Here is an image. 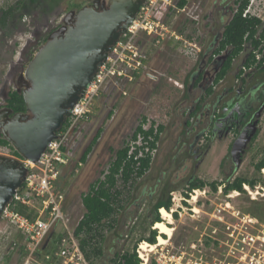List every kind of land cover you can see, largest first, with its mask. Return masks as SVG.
Returning <instances> with one entry per match:
<instances>
[{
  "label": "rangeland",
  "instance_id": "rangeland-1",
  "mask_svg": "<svg viewBox=\"0 0 264 264\" xmlns=\"http://www.w3.org/2000/svg\"><path fill=\"white\" fill-rule=\"evenodd\" d=\"M16 1L18 0H0V11L7 9ZM97 1L108 4L110 0H61L59 8L48 18L38 12H33L30 16L22 19L20 23L14 22V27L8 31L10 34H5L8 32L0 30V111L4 107L3 99L9 91L25 90L22 78L29 63L28 57H32L38 51L51 33L57 32L61 25H66L65 19L71 12H74L75 15L83 7ZM200 1L203 5L204 0ZM249 4L253 7L252 12L264 22V0H250ZM170 19L168 14L163 17V21L172 24L174 19ZM179 21L177 28L180 27L184 32L189 27L188 21L184 16H181ZM153 44L152 39L141 36L139 45L145 54L149 70L157 75V81L151 82L143 79L139 83L131 85L112 82L102 89L90 110V122L78 127L80 130L84 125L86 128L87 125V130L81 147L77 152L75 151V155L79 157L83 153L100 129L99 139L93 145L86 162L82 163L80 169L74 171L72 165L65 168L56 184L66 197L70 225L75 226L84 212L81 205L82 195L88 192L91 184L102 178V173L107 169L114 153L121 149L127 141H130L129 139L141 119L144 117L156 127L158 125L163 127L164 130L157 143V148L151 153L150 169L145 176L135 180L130 187V193L136 202L134 206L119 213L115 231L106 233L103 256L97 260L96 264H112L110 258L118 249L122 242L121 238L126 232V229H123V223L128 217L133 218L136 215L138 204H144L145 207L141 210V215H138L136 222L138 235L136 237H147L146 229L151 222L152 206L164 183L173 187V191H181L188 188L186 182L190 177L205 182L207 186L211 183H224L225 179L230 176L229 181L235 177L256 180L255 186L249 188L259 194L254 199L243 187L244 193L234 196L231 191L229 192L232 195L230 199H226L222 195L215 203L228 201L235 209L256 218L261 225H264V175L262 170L257 172L254 168L255 164L264 157V111L258 120L257 138L246 148L238 168L234 167L229 157L228 146L232 145L234 139L231 136L221 139V143H215L217 140L213 141L214 145L211 143L209 151L202 152L203 155L197 161L193 160L189 154L187 159L186 148L178 147L177 141L181 139V131L187 120V109L191 108L197 99L203 97L209 82L202 87L197 86L188 91L185 90L184 79L196 67L195 59L179 54L177 49L163 50L159 47L161 44L156 46ZM249 51L250 49L246 47L235 59L227 80L234 81V75L241 68ZM210 75L209 77L213 78L215 74L212 72ZM122 92H125L126 96H123ZM185 95H189V98ZM205 103L210 104V101L206 100ZM190 140L187 142L193 143L192 149H194V138L191 137ZM175 154L179 157L177 156L173 161L172 158ZM0 156L24 161L14 157L10 147H0ZM221 161H223L222 167ZM151 188L153 189L152 193H149ZM210 198L214 200V195L212 194ZM203 209L207 212L212 211L209 202ZM174 222L172 226L174 231L170 239L175 251L186 250L187 245L201 236L208 225L213 223L208 216L202 213L199 220H192L184 216L180 221ZM159 236L167 238L166 235L157 233V237ZM136 237L134 236L132 239L135 240ZM157 237L156 242L158 241ZM6 243L8 242H5V247ZM146 243L148 242L146 241ZM1 248L0 246V264H7L8 260V264L10 262L13 264V260H10L12 253L5 251L6 249L1 250Z\"/></svg>",
  "mask_w": 264,
  "mask_h": 264
},
{
  "label": "built area",
  "instance_id": "built-area-1",
  "mask_svg": "<svg viewBox=\"0 0 264 264\" xmlns=\"http://www.w3.org/2000/svg\"><path fill=\"white\" fill-rule=\"evenodd\" d=\"M179 1L185 2L181 8L178 6ZM188 3L189 0H144L135 19L115 43L71 110L57 137L49 142L35 164L22 161L27 174L0 219L1 250L12 251L10 260L15 264H91L81 250L79 238L74 234L78 222L75 226L70 225L66 197L56 185L62 171L68 166L72 153L71 140L78 127L89 117L95 99L106 85L112 82L131 85L143 79L157 81L158 77L149 70L145 54L139 45L141 36L152 39L154 46L167 39L174 41L178 44L180 54L196 59L199 53L198 43L178 33L173 23L163 21L166 14L171 19L178 14L183 15L187 21L193 19L192 8ZM252 8L249 4L242 16L260 19L252 12ZM253 54L255 61L262 57L257 51H253ZM122 95L126 96V93L122 92ZM151 124L147 120L142 125V130H149ZM153 128L156 133L157 127L153 125ZM148 140L151 141L152 138L149 137ZM143 146V149H138ZM128 147L129 155L138 150L134 157L136 160L144 154L151 155L156 150L157 143L155 149H150L139 133L135 140L128 141ZM81 165L82 163L78 164L80 167ZM243 187L248 191V187ZM224 188L225 184L220 182L215 192L209 186L172 191L169 193L170 208L157 210L161 223L171 226L172 232L174 221H180L184 216L199 220L202 213L213 222L201 236L187 245L186 250L175 251L171 237H167L162 245L158 241L153 245L145 240L138 241L140 237H136V222L138 215H141L139 209L133 218L128 217L123 223L126 232L115 252L118 251L121 255L129 248L139 259V264H264V225L256 218L235 209L228 201L215 203L222 195L226 199L232 197L231 193L224 194ZM232 192L234 196L240 194ZM212 194L214 200L210 198ZM131 201L123 202L125 210ZM208 202L212 207L210 212L203 209ZM18 206L26 208L29 215L19 213L16 210ZM162 211L168 213L171 223H168ZM155 225L156 223L152 224L150 230H156ZM134 236L137 239H132ZM5 242H8L6 247ZM142 245L145 249H140ZM118 262L119 260L116 264Z\"/></svg>",
  "mask_w": 264,
  "mask_h": 264
},
{
  "label": "water",
  "instance_id": "water-1",
  "mask_svg": "<svg viewBox=\"0 0 264 264\" xmlns=\"http://www.w3.org/2000/svg\"><path fill=\"white\" fill-rule=\"evenodd\" d=\"M143 2L110 0L107 4L97 1L75 15L71 12L65 19L66 25L51 33L32 56L21 77L25 90H17L23 97L25 113L13 114L5 106L0 111V139L6 140L22 160L35 164L49 142L57 137L71 110L133 22ZM226 56L220 55L217 59L224 61ZM218 70L216 68L214 74ZM254 133L255 129L245 139L241 136L234 143L233 156L238 158L243 153ZM239 164L240 160L237 161ZM26 174L27 169L21 161L0 156V219Z\"/></svg>",
  "mask_w": 264,
  "mask_h": 264
},
{
  "label": "trees",
  "instance_id": "trees-1",
  "mask_svg": "<svg viewBox=\"0 0 264 264\" xmlns=\"http://www.w3.org/2000/svg\"><path fill=\"white\" fill-rule=\"evenodd\" d=\"M61 0H18L13 5L5 10L0 11V30L8 32L14 27V22L20 23L22 19L30 16L33 12H38L43 17H49L56 9L59 8ZM240 5L225 26L222 32L221 40L215 51V54H220L224 50H227L223 65L216 73L214 83L217 84L219 81L224 80L228 72L231 70L233 61L240 56L246 47L250 49L248 57L244 63L246 66L252 65L255 62V55L253 51H257L262 54V59L258 65V68L263 66L264 69V22L253 16L243 17V12L249 5L250 0H239ZM185 5L184 1L179 2L178 6L182 7ZM10 34V32L5 33ZM45 40V39H44ZM29 61L32 57H28ZM184 86H189L188 79H185ZM213 93L212 88L208 87L206 95L209 96ZM5 107L12 110L15 113H25V103L23 97L17 91H10L5 100ZM200 109V105H197L194 114ZM147 120L143 117L139 125L133 131L129 140H135L136 136L141 133L144 141L150 149L156 148V143L159 140V135L163 131L162 126L157 127L156 133H154L153 123L147 131L142 130V125ZM101 130L99 129L94 137L91 139L90 144L86 147L81 156V163L86 162L87 156L90 154L93 145L99 139ZM151 137L152 140H148ZM0 147H10L12 149L13 156L22 160V158L13 150L9 143L0 139ZM138 147V149H143ZM138 150L134 151L133 154L129 155L128 141L125 145L114 153V157L109 163L107 169L102 173V178L96 180L89 186L87 193L82 195L81 205L84 212L78 224L75 227L74 234L79 238L80 247L86 258L91 264H95L103 256L104 241L106 233L115 231L117 217L119 212L125 210L122 205L123 202L132 200L130 193V187L135 180L145 176L147 171L150 169L151 155L144 154V156L134 159L137 155ZM256 170L259 172L264 168V157L255 165ZM256 180H247L245 178H236L233 181L224 182L225 188L224 194H228L231 191H237L244 193L243 185L248 184L250 188H253L256 184ZM218 183H211L209 187L215 192ZM206 185L205 182L192 179L187 182V187L191 189H202ZM173 191V187H163L152 206L151 222L147 226V237H141L139 240H145L149 244L153 245L156 243L157 233L156 231L150 230V226L157 222H161L157 210L160 208L168 209L170 207L169 193ZM19 213L29 215L26 208L18 206L16 209ZM116 234V233H115ZM117 235V234H116ZM164 237V236H162ZM139 264V259L135 256V253H131L129 248H126L123 254L115 252L110 261L116 264Z\"/></svg>",
  "mask_w": 264,
  "mask_h": 264
},
{
  "label": "flooded vegetation",
  "instance_id": "flooded-vegetation-1",
  "mask_svg": "<svg viewBox=\"0 0 264 264\" xmlns=\"http://www.w3.org/2000/svg\"><path fill=\"white\" fill-rule=\"evenodd\" d=\"M188 4L192 8L193 19L188 20L189 27H187L184 32H182L180 27L177 28V24H179V20L183 15L178 14L173 16V25L178 33L186 36L190 40H194L196 43H198L199 47V53L195 59L196 67L185 77V79H188L189 81V86L185 87L183 84V87L188 91L189 89L196 88L197 86L202 87L204 84L206 85L207 82H209L208 87L212 88L213 93L207 96V87L204 90L203 97L197 99L194 105L191 108L187 109V120L184 122V128L181 131L180 136L181 139L177 141V145L178 147L186 148L185 153L187 154V159L189 154L193 160L197 161L198 158L203 155L202 152H204L205 150L209 151L211 143L213 141L217 140L218 142L216 141L215 143H221V139L231 136L234 139L232 141V145H230L231 147L228 146L229 157L234 167L238 168L242 162V155L245 153L246 148L251 145L257 138L258 120L260 119L262 112L264 111V69L263 66L258 68L262 57L249 66H246L243 62L241 68L234 75L233 82L229 79L227 80V77L232 70V63L231 70L228 72L225 79L215 84L214 78L216 74L213 78H210L209 75L212 72L214 73L216 68L220 69L223 65V62L225 61L219 60L217 59V57H219L220 55L228 54L227 50H224L220 54H215V51L221 40L222 32L224 31L225 26L228 24L233 14L237 12L240 2L239 0H204V4L202 5V2L200 0H189ZM159 47H161L163 50H178V44L169 39L163 41L161 45H159ZM185 97L189 98V95H185ZM206 100L210 101V104L205 103ZM197 105H200V109L194 114L193 112ZM193 120L195 122H192ZM88 122H90L89 117L83 122V124H88ZM255 122L256 124L255 126H253ZM86 128L84 125L82 129H78L75 136L71 140L72 153L70 155L67 167L72 165L74 171L80 169V166H78V164L81 163L82 154L77 157L75 153L78 151V148L81 147V144L85 138L84 134L87 130ZM253 129H255V133L246 143L243 149V153L240 154L238 158L233 156L232 148L234 143L241 136H243L242 139H245L247 135H250ZM162 133L163 131L161 132V134ZM161 134L159 135V140ZM191 137H193V141H195L194 149H192L193 143L187 142L191 141ZM177 156L178 155L175 154L172 160L174 161ZM238 160H240L239 165H237ZM220 165L221 167L223 166V161L220 162ZM263 169L264 168H262L261 170ZM230 178L231 176L227 177L225 179V182L229 181ZM236 178L241 177H235L232 179V181ZM192 179L193 178L190 177L187 182H190ZM165 186L169 187V184L164 183L162 188ZM243 186L248 187V189L250 188L248 184H244ZM152 190L153 189L151 188L148 192L152 193ZM135 202V198H132V201L127 205L128 208L134 206ZM137 207L138 210H143L145 205L138 204ZM8 252L12 253V251ZM8 262L9 260L7 261V264Z\"/></svg>",
  "mask_w": 264,
  "mask_h": 264
},
{
  "label": "bare ground",
  "instance_id": "bare-ground-1",
  "mask_svg": "<svg viewBox=\"0 0 264 264\" xmlns=\"http://www.w3.org/2000/svg\"><path fill=\"white\" fill-rule=\"evenodd\" d=\"M262 174L264 175V169L262 170ZM248 191L252 195L253 199L258 194L257 192H253L252 190H249V189H248ZM162 215L166 218L168 223H171V220H170V217H169L168 213H165L164 211H162ZM154 227H155L156 230L159 231V233L161 235H166L167 237H171L172 236V229L169 226L165 225L164 223L157 222ZM157 240H158V244L159 245H162V244L165 243V239L162 238L161 236H159ZM140 249H145V246L142 245V247Z\"/></svg>",
  "mask_w": 264,
  "mask_h": 264
}]
</instances>
